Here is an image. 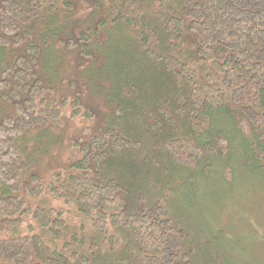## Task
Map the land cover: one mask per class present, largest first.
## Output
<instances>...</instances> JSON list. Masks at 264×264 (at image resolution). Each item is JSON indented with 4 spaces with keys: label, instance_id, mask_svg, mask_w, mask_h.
<instances>
[{
    "label": "trees",
    "instance_id": "obj_1",
    "mask_svg": "<svg viewBox=\"0 0 264 264\" xmlns=\"http://www.w3.org/2000/svg\"><path fill=\"white\" fill-rule=\"evenodd\" d=\"M246 190L264 0H0V264H234Z\"/></svg>",
    "mask_w": 264,
    "mask_h": 264
},
{
    "label": "rangeland",
    "instance_id": "obj_2",
    "mask_svg": "<svg viewBox=\"0 0 264 264\" xmlns=\"http://www.w3.org/2000/svg\"><path fill=\"white\" fill-rule=\"evenodd\" d=\"M246 192L252 193L251 195H253L256 201L249 206L237 207L236 212L234 211L233 213L241 222L240 226L242 228L240 233L243 235L241 238L236 237L235 239L229 237V242L232 240L230 246L234 247V251L231 252L232 260L234 264H264V198L257 191L253 193V191L246 190ZM251 195L241 194L243 197ZM225 211L228 215H225L224 219L227 220V217L231 213L230 206H226ZM235 224V221H232L229 222L228 226L234 229L232 226ZM224 228L226 229L227 226L224 225ZM245 233H247L246 236H244ZM251 233L255 234L256 237L249 238L248 234ZM250 251L253 254H249ZM247 256L250 259H246Z\"/></svg>",
    "mask_w": 264,
    "mask_h": 264
}]
</instances>
